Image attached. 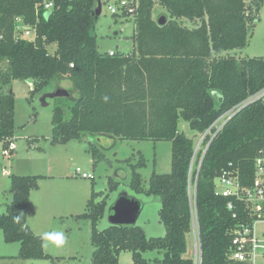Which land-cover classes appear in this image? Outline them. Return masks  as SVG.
Listing matches in <instances>:
<instances>
[{
	"label": "trees",
	"instance_id": "trees-1",
	"mask_svg": "<svg viewBox=\"0 0 264 264\" xmlns=\"http://www.w3.org/2000/svg\"><path fill=\"white\" fill-rule=\"evenodd\" d=\"M44 2L0 0V85L32 80L33 95L51 81L66 78L73 83L78 99L69 120L61 107L55 109L52 144L81 140L85 134L172 143L169 174L154 172L149 189L143 190L138 169L146 166V160L141 155L133 165L132 180L136 191L160 198L166 236L147 238L137 222H113L98 230L109 196L96 203L101 195L93 187L87 213L78 216L93 221V264H117L122 252L132 254L133 264H151L143 256L146 251L164 252L158 264H194L186 257L194 212L202 264H252L231 257L233 232L247 217L246 206L237 198L218 195L217 179L233 172L246 187L253 181L254 162L264 151V98L244 107L213 140L207 138V149L197 162L194 141L179 131L178 124L184 119L203 134L225 113L264 89V57L221 55L248 45L264 0H139L135 13L124 16L136 23L133 51L113 56L99 51L93 34L96 0H54L51 11ZM156 4L169 15L165 25L153 16ZM19 17L35 29L34 38H16ZM183 18L197 20L199 26L185 27ZM51 45L57 47L55 53L48 50ZM14 137L15 94L0 91V143L9 147ZM90 151L96 166L103 154L94 144ZM45 178L49 177L11 175L12 201L0 214V230L5 243L20 244L16 259H61L45 252L41 236L28 225L31 194ZM118 185L109 180L111 192ZM230 202L233 211L228 209ZM15 217H20L18 223Z\"/></svg>",
	"mask_w": 264,
	"mask_h": 264
},
{
	"label": "rangeland",
	"instance_id": "rangeland-1",
	"mask_svg": "<svg viewBox=\"0 0 264 264\" xmlns=\"http://www.w3.org/2000/svg\"><path fill=\"white\" fill-rule=\"evenodd\" d=\"M108 4H102L100 1L93 9L95 22L93 34L97 39L98 49L103 54L110 51L131 53L134 45L132 37L136 29L135 20L133 17L116 18L107 8ZM153 16L156 20L162 16L169 18L167 11L159 4L155 5ZM259 17L260 21L257 22L248 45L243 49L221 55L237 58L264 57V6L260 9ZM181 25L193 29L199 26V21L183 18ZM56 49L55 45L48 46L51 53H55ZM33 89L32 80H11L0 85V91L15 94L13 140L15 151L0 156V214L7 212V205L12 201L11 175L49 176L42 179L40 188L31 194L28 225L40 236L48 231H63L67 243L57 248L50 244L46 246L44 242L45 252L54 258H61L60 260L13 259L5 264H93L92 256L95 251L91 242L93 221L78 218L88 211L87 204L91 200L93 187L94 191L101 195L96 199V203L109 196L105 214L97 223L98 230L103 231L112 225L111 210L119 199L126 197L142 204L137 225L144 229L147 238L165 237L167 230L159 215L162 206L160 198L138 192L132 187L133 165L139 163L141 155L144 156L146 166L138 169V172L141 175L143 190H148L154 172L158 174L171 172L172 143L117 138L116 143L112 142L110 145L102 141L100 147L97 139L85 134L81 140L54 145L51 141L55 109L61 107L66 120H69L71 108L75 103L73 96L78 97V94L73 85L65 80L51 81L41 91L32 95ZM223 122L224 120L221 121ZM178 128L194 141L196 153L194 160L197 162L200 153L206 150L204 144L198 148L205 133L192 129L190 123L184 119L179 121ZM91 144L96 145L103 154L102 160L96 166L90 151ZM3 148L8 147L0 144L1 152ZM77 169L82 173L92 174L94 179L82 178L81 175L76 174ZM50 175L54 177L51 178ZM110 179L119 183L118 189L113 192L109 188ZM223 190L224 187L218 183L217 191ZM193 193L194 186H192ZM3 240L4 237L1 238L0 248L6 245ZM187 241L186 257L193 259L194 229L187 236ZM143 256L151 264H158L157 262L164 258V252L146 251ZM0 264L4 263L0 262ZM117 264H133L132 254L122 252Z\"/></svg>",
	"mask_w": 264,
	"mask_h": 264
},
{
	"label": "built area",
	"instance_id": "built-area-1",
	"mask_svg": "<svg viewBox=\"0 0 264 264\" xmlns=\"http://www.w3.org/2000/svg\"><path fill=\"white\" fill-rule=\"evenodd\" d=\"M96 1H101L102 4L109 3L107 8L113 16L118 17H124L127 14L135 13L139 5V0ZM44 7L46 10L51 11L54 8V0H45ZM35 35L36 31L34 28L26 25L22 18L19 17L16 19L17 39H30L34 38ZM114 53L115 51H110L109 55L113 56ZM262 98H264V89L252 95L242 104L225 113L213 124L210 129L205 132L204 137L199 142L198 148L204 144L207 138H211V140H213V138H215L222 131L228 121L243 110L244 107L257 102ZM222 120H224L223 123H221ZM12 151H15L13 143L10 144L8 148H3V154L0 151V156L11 154ZM254 169L253 181L250 186L247 187L241 184L237 173L225 172L217 179V184L219 183L224 187L222 192L217 191L218 195H222L225 198H237L245 203V214H247V217L233 232L234 252L231 257L240 262L249 261L252 264H255L260 254L263 253L264 255V151L256 158L254 162ZM76 174L81 175L84 179H94L92 174L82 173L80 169L76 170ZM195 194L196 193L194 191V196ZM228 209L230 211L234 210V204L232 202L228 204ZM236 216L237 214H234V217ZM193 229L195 236V255L193 257V261L194 264H202L200 231L198 218L197 215H195V212Z\"/></svg>",
	"mask_w": 264,
	"mask_h": 264
},
{
	"label": "water",
	"instance_id": "water-1",
	"mask_svg": "<svg viewBox=\"0 0 264 264\" xmlns=\"http://www.w3.org/2000/svg\"><path fill=\"white\" fill-rule=\"evenodd\" d=\"M157 22L161 26L165 25L167 17L162 16ZM140 210L141 207L136 201L122 197L111 210V217L117 225H132L137 222Z\"/></svg>",
	"mask_w": 264,
	"mask_h": 264
},
{
	"label": "crops",
	"instance_id": "crops-1",
	"mask_svg": "<svg viewBox=\"0 0 264 264\" xmlns=\"http://www.w3.org/2000/svg\"><path fill=\"white\" fill-rule=\"evenodd\" d=\"M62 80L68 81L69 83H71L73 85V83L69 79L64 78ZM73 99H74V102H75L78 99V97L73 96ZM86 135H89L90 137H93L94 139H97L98 144H99L100 147H102V144H101L102 141L107 142L106 144L110 145L112 142L116 143V139H117V138H115V137H113L111 135H105V134H86ZM48 173H51V172H48ZM50 177L53 178L54 176L50 175ZM29 205H30V203H29ZM28 208H29V206H28ZM27 214H28V210H27ZM28 216H29V214H28ZM33 231L35 232L36 230L34 229ZM2 235H3V233L1 231V233H0V237L1 238L3 237ZM1 238H0V243H1ZM5 244L6 245H3L0 248V262H2L4 264L7 261L11 262L13 259H16L15 257L19 254V251H20V244H18V243H15V244H7V243H5ZM255 264H264V255H263V253L259 255V257L256 260Z\"/></svg>",
	"mask_w": 264,
	"mask_h": 264
},
{
	"label": "clouds",
	"instance_id": "clouds-1",
	"mask_svg": "<svg viewBox=\"0 0 264 264\" xmlns=\"http://www.w3.org/2000/svg\"><path fill=\"white\" fill-rule=\"evenodd\" d=\"M19 219L20 217H15L14 222L18 223ZM41 240L45 242L46 246L50 244L57 248L62 247L67 243V237L63 231L44 232L41 236Z\"/></svg>",
	"mask_w": 264,
	"mask_h": 264
}]
</instances>
